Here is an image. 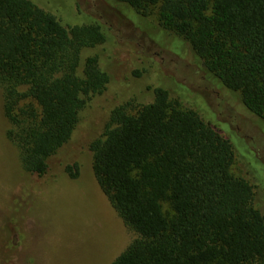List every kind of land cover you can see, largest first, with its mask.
<instances>
[{"label":"trees","instance_id":"trees-1","mask_svg":"<svg viewBox=\"0 0 264 264\" xmlns=\"http://www.w3.org/2000/svg\"><path fill=\"white\" fill-rule=\"evenodd\" d=\"M112 1L140 17L154 14L181 39L172 43L177 50L186 51L178 45L184 41L213 84L235 94L264 129V0ZM41 4L48 9L0 0V114L21 170L46 180L82 111L111 77L99 53L86 52L105 41L102 24H63L72 0ZM179 86L177 95L158 84L146 102L115 104L89 142L97 184L136 234L108 264H264V213L254 204L256 184L233 170L238 154L229 134L257 162L243 160L258 184L264 162L200 98L183 104L191 91ZM60 165L76 177L77 162ZM8 199L13 216L0 221V264H16L20 235L21 202Z\"/></svg>","mask_w":264,"mask_h":264},{"label":"rangeland","instance_id":"rangeland-1","mask_svg":"<svg viewBox=\"0 0 264 264\" xmlns=\"http://www.w3.org/2000/svg\"><path fill=\"white\" fill-rule=\"evenodd\" d=\"M31 1L45 9L41 3L56 4V0ZM72 4L60 21L80 24L90 18L102 24L105 41L86 52L99 53L111 79L107 90L93 96L82 111L71 140L53 157L46 180L27 177L21 170L15 146L4 137L7 122L0 114V221L12 219L6 207L9 195L21 202L20 235L14 236L16 264H108L135 237L93 176L89 142L101 134L110 108L128 99L150 100L155 85L167 86L172 95L178 94L179 85L189 89L191 93L182 97L183 104L198 105L200 98L203 107L218 121L227 122L264 162L262 122L238 105L235 94L213 84L184 41L178 45L186 51L177 50L172 43L181 39L163 29L154 14L140 17L127 5L112 0H72ZM219 126L228 132L225 123ZM229 140L238 154L233 170L256 184L254 204L264 213V179L258 184L256 172L243 160L248 158L254 166L257 162L249 158L234 134H229ZM67 162H77L76 177L61 172L60 164ZM32 181L35 186L29 190Z\"/></svg>","mask_w":264,"mask_h":264}]
</instances>
